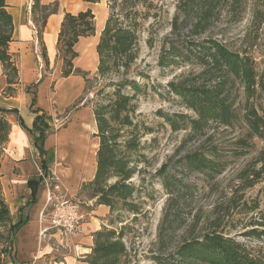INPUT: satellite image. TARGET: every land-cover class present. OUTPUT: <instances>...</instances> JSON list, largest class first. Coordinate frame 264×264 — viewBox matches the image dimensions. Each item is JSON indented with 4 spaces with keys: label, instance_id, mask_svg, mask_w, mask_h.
<instances>
[{
    "label": "trees",
    "instance_id": "obj_1",
    "mask_svg": "<svg viewBox=\"0 0 264 264\" xmlns=\"http://www.w3.org/2000/svg\"><path fill=\"white\" fill-rule=\"evenodd\" d=\"M31 1L32 21L41 43L46 20L49 15L58 11V2L43 4L40 0ZM220 1L222 0H180L170 22V31L163 38L158 61L160 67L185 63L199 67L197 78L200 77V82L180 75L166 84L168 91L176 95L191 114L162 111L158 114L172 130L187 129L190 138L201 139L193 150L181 158V162L187 171L210 178L224 170L226 158L248 154L250 148H255L256 140L264 141V116L260 113L264 109L256 103L264 91V74L257 71L254 60L211 36L199 40L183 38L186 31L195 36L204 33L212 23L214 9ZM234 2L235 0H230L223 5L230 15L235 14L236 9L232 7ZM106 4L108 16L96 44V74L100 79L108 81L96 89L91 106L96 126L93 136L98 139L96 170L93 179L82 184L81 188L89 191L90 198L95 199L96 205H104L110 211L118 207L136 214L139 208L135 195L139 193L140 187L132 183L131 179L135 175L141 176L139 164L146 162L145 155L141 153V139L151 131V127L136 119L137 95L145 92V85L126 76L137 58L142 23L154 16L151 14L154 6L152 0H106ZM139 7L143 11L138 10ZM220 12L218 10L215 16ZM13 31L8 4L6 0H0V65L7 89L19 82L16 58L9 51ZM94 33V14L90 9L76 14L65 12L57 40L58 52L60 55L62 53L61 75H81L86 83L85 92L89 89L91 80L87 76L88 71L73 68L72 60L77 56L74 45L79 37ZM42 58L47 66L44 47ZM112 75L120 78L111 80ZM137 75L143 77L140 73ZM240 94L242 99H239ZM39 110L36 108L33 112L37 113ZM11 111L17 112L16 109L0 108V158L10 128L4 114ZM44 116V113L36 115L32 127V130H38L39 133L35 141L40 154H43L40 143L45 133L39 130L37 124ZM19 121L23 125L20 118ZM218 127L230 131L236 128L241 130L229 141L228 149L213 145L210 130ZM255 162H260V169L250 173L242 170L239 175V178L247 182V187L258 181L264 172V145L259 149ZM40 167L45 170L43 163ZM165 169L166 166L162 165L156 172L163 176V186L168 190L172 183L166 177ZM39 182L40 178L29 181L33 193ZM0 224L8 225L4 250H8L7 254L13 256L16 232L23 222L11 221L1 187ZM260 226L264 227V223ZM245 235L258 240L264 239V228L250 229ZM92 236L93 244L84 258L86 264H128V249L123 240L122 229L117 231L102 227ZM169 256L167 259L156 255L153 257V264H264V255L260 252L247 248L234 237L217 230L184 240Z\"/></svg>",
    "mask_w": 264,
    "mask_h": 264
},
{
    "label": "rangeland",
    "instance_id": "obj_2",
    "mask_svg": "<svg viewBox=\"0 0 264 264\" xmlns=\"http://www.w3.org/2000/svg\"><path fill=\"white\" fill-rule=\"evenodd\" d=\"M152 1L154 7L151 9V14L154 16L142 23L137 58L126 76L135 79L142 86L145 85V92L137 95L136 119L151 127V131L145 133L141 139L143 144L141 153L146 159L145 163L139 164L140 177H143V180L141 181L136 175L131 179L132 183L140 187L139 193L135 195L139 212L134 214L116 207L113 211L109 210L108 214L99 213V215L95 200L90 199L89 191L81 188L82 195L80 194L79 197L71 194L61 183L60 190L76 200L87 212L86 221L96 218L93 220L100 226L99 229L102 227L114 228L117 231L122 229L123 240L128 249V264H153V257L156 255L169 259V255L184 240L213 230L229 234L247 248L264 255V239L258 240L245 235L250 229L264 228L260 226L264 223V172L261 178L249 187L246 186L247 182L243 178H239L242 170L250 173L252 170L260 169L261 164L255 162V158L264 141L254 140L255 148H250L248 154L226 158L224 170L212 178L183 168L181 158L193 150L201 139L190 138L187 129L172 130L158 112L191 114L182 106L180 99L168 91L166 84L180 75L197 83L200 82V77L197 78L199 67L186 63L167 67L158 65L163 38L170 31V22L180 0ZM228 1L230 0H222L216 4L212 23L204 33L195 36L186 31L183 38L185 40H199L207 36L217 38L230 49L251 57L257 71L264 74V0H235L232 7L236 10H233L235 12L233 15L228 14L223 8ZM138 10L143 11V8L139 7ZM218 10L221 14L216 17L215 13ZM54 67L53 65L52 69ZM42 70H50L45 66L44 61ZM1 73L4 75L2 68ZM138 73L143 77L138 76ZM87 76L91 80L89 89L86 92L83 90L76 99L75 106L85 103L91 107L94 92L100 84L108 81V79H100L96 69L92 68ZM110 78L117 80L120 77L112 75ZM15 88H18L16 84L7 89L4 82L0 83L2 96L17 94ZM239 99H242V94ZM256 103L264 109V91ZM58 106L53 105L52 127L62 125L75 110V106L69 107L66 111ZM260 113L264 116V110ZM239 131L241 130L238 128L232 131L224 130L222 127L211 128L213 145L228 149L229 141L233 140L240 133ZM162 165L166 166L165 175L172 183L168 190L163 186V176L156 172ZM38 167L40 166L37 165L36 169ZM55 177L57 178L56 175ZM25 212L26 210H23V213ZM10 217L14 222L17 215ZM40 220L43 227L47 226L42 217ZM7 226L0 224V264H64L66 257H72L78 263L80 257L86 254L85 242L75 239L74 235L49 230L43 235L36 234L35 249L28 254V257L17 255L15 242L12 249L15 250V254L8 255V250H4ZM21 236L16 240L18 253L21 251V246L24 249L33 246L32 236L29 234H21ZM175 262L180 263V261Z\"/></svg>",
    "mask_w": 264,
    "mask_h": 264
},
{
    "label": "crops",
    "instance_id": "obj_3",
    "mask_svg": "<svg viewBox=\"0 0 264 264\" xmlns=\"http://www.w3.org/2000/svg\"><path fill=\"white\" fill-rule=\"evenodd\" d=\"M52 1L58 2V11L48 16L40 43L32 21V1L6 0L14 25L9 51L16 58L19 82L16 84L18 88H15L17 94L2 96L0 93V108L17 111L4 114L10 128L0 158V187L10 215H17L14 222L19 220L23 222L16 232L14 241L16 253L22 257H28V254L35 249L36 234L43 228L40 219L45 213L46 189L39 182L33 193L29 185L30 180L39 178L37 165L42 166L43 163L45 170L55 174L65 189L79 197L82 195L80 193L82 184L91 181L96 170L95 155L98 139L93 136L96 126L92 110L85 103L78 105L79 107L74 104L84 90L85 81L79 74L72 73L68 76L60 74L62 59L58 52L57 40L65 12L76 14L90 9L94 14L95 33L78 38L74 45L77 56L72 63L73 68L88 72L91 68L95 70L96 44L108 16L106 0L98 2L40 0L43 4ZM43 47L48 59L49 71L42 70ZM53 65L54 69H52ZM3 82L6 85L5 76L2 75L0 68V83ZM54 104L59 105L64 111L75 106L70 118L57 127L51 125ZM36 108L40 109L37 113L33 112ZM42 113L45 116L37 124L39 130L45 133L40 143L43 154H40L35 141L39 133L38 130H32V127L35 116ZM19 118L23 125L20 124ZM23 210L26 212L23 213ZM96 211L97 214L104 215L109 213V208L96 205ZM93 219L96 218L86 221L81 232L73 236L86 243V254L90 252L93 244V233L100 228ZM42 220L48 225L47 220ZM21 234L32 236L33 246L29 249L21 246V251L18 253L16 240L20 239ZM86 254L80 257L78 263L72 257H66L64 264H86L84 262Z\"/></svg>",
    "mask_w": 264,
    "mask_h": 264
},
{
    "label": "built area",
    "instance_id": "obj_4",
    "mask_svg": "<svg viewBox=\"0 0 264 264\" xmlns=\"http://www.w3.org/2000/svg\"><path fill=\"white\" fill-rule=\"evenodd\" d=\"M40 182L46 189V207L42 219L47 220V227L39 230V234L43 235L49 230L64 233L67 235H76L80 232L87 218L80 204L70 198L67 194L60 190V182L55 174L37 168ZM47 216V218H44Z\"/></svg>",
    "mask_w": 264,
    "mask_h": 264
}]
</instances>
